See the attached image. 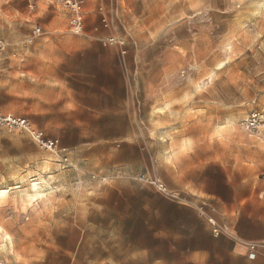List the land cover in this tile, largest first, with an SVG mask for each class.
Listing matches in <instances>:
<instances>
[{"label":"crops","instance_id":"crops-1","mask_svg":"<svg viewBox=\"0 0 264 264\" xmlns=\"http://www.w3.org/2000/svg\"><path fill=\"white\" fill-rule=\"evenodd\" d=\"M95 1L86 0L82 35L27 42L12 54L23 58L0 52V97L25 100L24 116L9 112L7 103H0V113L23 117L58 141L56 150L45 151L23 133L13 147L30 162L52 154L67 162L114 163L115 148L135 135L127 92L133 73L147 128L171 134L160 146L183 148L170 167L161 153L153 158L155 173L169 167V190L182 199L140 186L131 171L111 176L108 185L51 192L57 206L47 221L59 228L58 238L33 249L25 264H264L262 192L252 180L235 184L225 165V142L203 134L231 118L241 99L227 104L223 92L178 89L180 68L214 67L226 57L229 47L219 43L241 27L245 11L197 12L190 10L194 0H143L146 9L136 16L122 6L129 12L119 24L129 40L117 33L126 42L125 77L118 48L99 41L110 35L96 18ZM57 18L49 14V22L32 32ZM211 207L233 212L222 222L227 232L213 233L207 218H223Z\"/></svg>","mask_w":264,"mask_h":264},{"label":"rangeland","instance_id":"rangeland-1","mask_svg":"<svg viewBox=\"0 0 264 264\" xmlns=\"http://www.w3.org/2000/svg\"><path fill=\"white\" fill-rule=\"evenodd\" d=\"M142 1L96 0L94 2L96 18L99 21L97 8L102 6L105 11H109L113 23L117 26V33L124 35L128 41L127 30L123 31L119 26L120 21L127 18L129 14L122 10V6L129 5L132 7V14L137 16L146 9L142 6L144 3ZM35 2L36 6L31 9L28 7L27 0H0V37L6 44L5 51L2 53L4 58H23V55L12 56V54L15 50H25L24 44L30 38L32 43L57 42L67 34L75 36L69 32L67 14H64L60 8L41 0ZM203 2L205 0H194L190 10L197 12H211L218 9L245 11L247 18L237 31L230 34L225 44L219 43L220 48L226 45L229 49L226 50V57L218 59L214 67L179 69L178 89L186 86V89L192 87L195 91L223 92L227 104L232 99H241V104L236 106L231 118L226 117L221 126H215L214 130L203 132V134L209 139L225 142V165L229 176L235 184L254 181L260 193L262 192L260 197L257 195V198L264 201V131L258 135H252L241 128V122L250 113L256 112L264 116V0H208L207 4ZM174 3L177 5L178 0ZM49 14H57L58 18L51 26L44 28L41 25V34L33 37V27L39 23L49 22ZM108 33L111 35V32ZM84 39L90 41L86 37ZM99 41L101 42V38ZM117 53L125 77H128L124 62L126 54L121 56L119 48ZM130 74L127 92L135 135L131 140L123 141L115 148L114 163L98 160L90 164L67 162L58 160L59 158L52 154H46L40 161L30 162L25 157H21L13 147L15 144H21L17 137L23 133L0 130V190L12 189L9 190L8 197L0 201V264H25L29 255L34 253L33 249L45 247L46 243H51L53 238H58L59 228L49 226L47 221L48 217L55 214L57 206L55 201L57 194L55 196L51 192H62L67 187L80 189L99 184L108 185L112 181L111 176L118 172L123 174L120 176H125V173L131 171L132 176H144L147 180L142 182L139 181L140 177H136L135 182L140 186L151 187L169 199L182 197L169 190L171 183L169 167L174 164V156L183 148L176 147L174 143L168 147L159 145V142L163 144L164 139L170 140L172 136L169 132H163L160 135L148 129V124L145 125L141 109L138 108V86L134 83L133 73ZM191 77L198 81L189 83L192 80ZM0 103H7L9 112L23 115L21 110L25 107L24 99L6 100L0 97ZM151 118L152 113L148 122H152ZM160 153L164 164L169 167H162L160 171L157 169L155 173L153 158L155 154ZM42 176L46 178L48 185L44 198L31 205L25 203L22 197L28 192L29 185ZM154 182L161 183L163 189L158 190L151 184ZM211 203L217 205L214 201ZM200 207L202 208V205ZM209 210L223 218L221 222L213 216L207 218L212 231L213 226L210 220L222 226L223 230L218 234L227 232L222 222L226 223L229 217L234 216L233 212L228 214L224 210L217 211L212 207ZM201 211L204 213L203 208ZM259 213L264 216V212L259 211Z\"/></svg>","mask_w":264,"mask_h":264},{"label":"built area","instance_id":"built-area-1","mask_svg":"<svg viewBox=\"0 0 264 264\" xmlns=\"http://www.w3.org/2000/svg\"><path fill=\"white\" fill-rule=\"evenodd\" d=\"M36 0H27L29 8L35 7ZM58 8L66 11L69 14V27L70 32L74 35H81L85 29V3L86 0H49ZM99 14L100 25L103 29L111 32V35L105 38H101V43L109 46H115L119 48L120 55L124 56L126 51L124 49L125 40L123 37L118 36L117 26L113 23L112 17L109 11H105L102 6L97 8ZM41 29L35 27L32 35L39 36ZM28 43L32 42V38L27 40ZM5 42L0 39V52L5 50ZM241 128L252 135H258L264 131V116L260 113H250L242 122ZM0 130L8 132H18L26 134L32 142H34L39 148L45 151H54L57 149L58 141L56 139H47L43 132L33 128L25 118L15 116L12 114L0 113ZM139 181L147 182L144 176L139 178ZM157 187L158 190H162L163 186L159 182L151 183ZM213 226V233L218 234L223 230L222 226L215 224L213 220H210ZM252 249L255 245L250 246Z\"/></svg>","mask_w":264,"mask_h":264},{"label":"bare ground","instance_id":"bare-ground-1","mask_svg":"<svg viewBox=\"0 0 264 264\" xmlns=\"http://www.w3.org/2000/svg\"><path fill=\"white\" fill-rule=\"evenodd\" d=\"M48 185L44 178H40L37 181H34L28 187V192L22 197L25 203L31 205L37 200H41L45 196V192ZM9 190H0V201L5 200L8 197Z\"/></svg>","mask_w":264,"mask_h":264}]
</instances>
